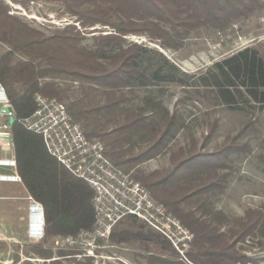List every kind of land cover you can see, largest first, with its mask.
I'll return each mask as SVG.
<instances>
[{
    "label": "trees",
    "instance_id": "1",
    "mask_svg": "<svg viewBox=\"0 0 264 264\" xmlns=\"http://www.w3.org/2000/svg\"><path fill=\"white\" fill-rule=\"evenodd\" d=\"M54 1L60 2L66 13L77 17L81 28L68 23L48 34L10 13V7L0 0V40L10 46L0 55V82L6 88L15 118L10 135L17 171L27 195L45 209L46 238L33 248L43 257L52 258V247H45L52 236L77 234L92 229L95 223L91 186L52 156L42 135L24 124V119L37 108V94L60 101L67 99L69 87H61L52 79L64 76L71 83L84 86L86 96L102 94V99L96 102L67 104L83 128L85 125L90 129L91 118L97 115L105 116L113 124L110 129L84 130L88 137L105 141L115 164L132 168L167 148L170 150L168 167L140 170L135 176L194 232L189 258L195 264L247 260L238 244L248 235L264 237V209L249 208L233 223L223 210L214 206L213 198L227 188L235 169L232 155L250 153L251 147L240 140V132L227 135L213 151L199 149V140L193 136L189 146L170 148L177 131L185 126L184 121L152 96L142 95L139 87L173 82L194 84L163 51L128 36L147 34L160 40L164 47L180 49L193 31L203 27L225 29L235 20L262 10L263 1ZM89 33H95L92 35L95 47L85 44ZM152 53L157 58L153 66L149 57ZM17 54L22 57L15 59ZM196 83L210 89L232 108L242 109L243 103H255L264 110V54L258 46L245 45L215 61ZM149 108L151 111L147 112ZM217 129V122H212L204 142ZM135 138L145 144L138 145ZM110 240L140 243L149 264H187L165 236L134 215L115 225ZM12 245V264H18L21 245ZM59 253L68 255L62 249Z\"/></svg>",
    "mask_w": 264,
    "mask_h": 264
},
{
    "label": "rangeland",
    "instance_id": "2",
    "mask_svg": "<svg viewBox=\"0 0 264 264\" xmlns=\"http://www.w3.org/2000/svg\"><path fill=\"white\" fill-rule=\"evenodd\" d=\"M10 7V13L20 17L33 27L48 34L57 28H63L68 23H74L81 28L75 16L64 11V6L54 0H3ZM264 3V0H262ZM238 26V28L236 27ZM93 34L89 33L85 44L95 47ZM131 39L139 40L154 50H161L163 54L174 63L189 81L194 85L180 83H163L158 86L139 87L142 95H150L162 106L171 112H176L184 121L169 144L170 148L189 146L191 137L199 140L198 147L203 151H213L224 142L227 135L241 132L240 140L251 147L250 153L233 154L235 164L227 188L224 193L213 198L214 206L223 210L232 220L238 222L246 210L264 209V110L257 104H242V109L232 108L220 101L210 89L195 85L199 75L205 72L213 63L222 59L234 50L245 45L258 46L264 54V8L251 14L246 19L235 20L230 26L222 30H213L203 27L192 32L185 46L180 49L167 48L161 45L160 40L151 39L147 34H130ZM8 43L0 40V55L9 50ZM149 56L151 65L157 64L156 55ZM18 54L15 59L20 58ZM61 87H69L67 99L63 102L87 104L102 99L101 93L85 95V87L71 83L64 76L53 77ZM197 84V83H196ZM151 109H147L150 112ZM212 122H217L218 129L214 136L204 142L203 137L209 131ZM84 125V123H82ZM90 129H110L112 123L105 116L97 115L91 118ZM86 131L90 130L84 125ZM98 138L99 137H91ZM138 145H144L142 139L135 138ZM104 141V140H102ZM105 142V141H104ZM138 145L136 147H138ZM170 150L165 149L157 157L151 158L132 168L133 175L140 171H151L157 168L168 167L170 164ZM136 168V170H135ZM136 177V176H135ZM137 178V177H136ZM11 205L10 214L0 212V227L6 234L0 233V264H12L14 257L13 243H19L20 261L18 264H149L140 243H113L110 239L100 242L96 247L98 256L89 259L85 256H76L79 249L62 247L54 243V239L63 236H50L45 247H52L57 261L45 258L34 248L39 243L29 238V206L30 199H20ZM18 201V200H17ZM23 201V202H22ZM14 203V201H13ZM3 227V228H2ZM226 229V227L224 228ZM258 236V237H256ZM258 243L264 247V237L256 235ZM248 237V236H247ZM46 238V237H45ZM42 242V241H41ZM242 242V241H241ZM238 244L242 250L245 246ZM68 255H60L59 250ZM243 253V252H242Z\"/></svg>",
    "mask_w": 264,
    "mask_h": 264
},
{
    "label": "built area",
    "instance_id": "3",
    "mask_svg": "<svg viewBox=\"0 0 264 264\" xmlns=\"http://www.w3.org/2000/svg\"><path fill=\"white\" fill-rule=\"evenodd\" d=\"M236 27L238 28L237 25ZM36 101V110L24 119V124L39 132L49 153L74 175L84 179L94 192L93 228L83 229L77 234L63 235L54 239V243L60 248H77L80 252L76 256L93 259L98 256L96 247L100 246L101 241L110 239L115 225L134 215L165 236L181 260L187 264H195L188 256L194 232L153 196L133 175L134 170L115 164L108 154L106 143L98 138L88 137L82 125L74 119L67 103L42 94H37ZM9 102L6 88L0 82V116H14L11 108L8 113L3 110V106H9ZM10 127V122L0 125V136L5 137L8 144L12 143ZM11 162L15 163V160ZM13 178L22 180L20 175ZM29 199L28 236L41 242L46 237L45 209L33 197L29 196ZM255 236L248 235L241 242L246 247L242 252L248 257L247 260L232 264H264V247L259 245V238Z\"/></svg>",
    "mask_w": 264,
    "mask_h": 264
},
{
    "label": "crops",
    "instance_id": "4",
    "mask_svg": "<svg viewBox=\"0 0 264 264\" xmlns=\"http://www.w3.org/2000/svg\"><path fill=\"white\" fill-rule=\"evenodd\" d=\"M6 122H10L9 117H7L6 115H1L0 125ZM11 160H15V163L11 162ZM15 175H19V173L17 171L14 145L13 143L8 144L6 138L0 136V212L1 213L10 214V212H12L11 205L15 206L14 205L15 202L20 203L21 202L20 199H25L26 196H28L23 180L19 181L14 179L13 177ZM0 233L2 234L4 233L7 236L6 230L1 229V227H0Z\"/></svg>",
    "mask_w": 264,
    "mask_h": 264
},
{
    "label": "water",
    "instance_id": "5",
    "mask_svg": "<svg viewBox=\"0 0 264 264\" xmlns=\"http://www.w3.org/2000/svg\"><path fill=\"white\" fill-rule=\"evenodd\" d=\"M3 110H4L6 113H8V112L10 111V107L7 106V105H5V106H3ZM14 120H15L14 116H10L9 121H10L11 124L14 122Z\"/></svg>",
    "mask_w": 264,
    "mask_h": 264
},
{
    "label": "bare ground",
    "instance_id": "6",
    "mask_svg": "<svg viewBox=\"0 0 264 264\" xmlns=\"http://www.w3.org/2000/svg\"><path fill=\"white\" fill-rule=\"evenodd\" d=\"M36 215H33V217H35Z\"/></svg>",
    "mask_w": 264,
    "mask_h": 264
}]
</instances>
